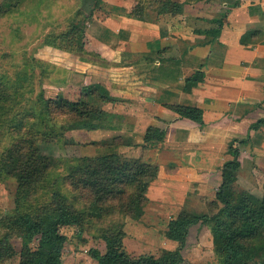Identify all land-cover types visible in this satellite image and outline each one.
Masks as SVG:
<instances>
[{
	"label": "rangeland",
	"instance_id": "rangeland-1",
	"mask_svg": "<svg viewBox=\"0 0 264 264\" xmlns=\"http://www.w3.org/2000/svg\"><path fill=\"white\" fill-rule=\"evenodd\" d=\"M102 1L97 6L94 0H0L2 8L0 11V163L6 148L13 141H19L21 146H29V150L22 151L23 161L26 164H30V159L33 157L34 167L42 166L48 159L57 165L47 172L42 173L41 169L38 176L41 178L46 175V179L32 190L27 189V186H21L12 175L0 172V238L7 235L5 242L0 246V251L6 252V257L0 260V264H16L22 243L17 228L9 224L7 219H11L15 212L21 211L33 216L41 214L43 208L52 201L50 198L52 191L81 210L85 217L84 241L77 245L73 242L65 245L62 264H96L90 257L88 249L94 247L104 250V243L98 238V233L100 228L110 224H114L118 229L123 224L121 228L124 232L123 243L130 254L145 253L159 258L178 245L165 236L166 225L171 218L181 210L195 214H211L217 211L209 209L207 205L208 201L215 197L214 183L205 181V178L214 180L213 174L210 175L212 172L207 176L204 175L206 177L198 173L199 170H196L195 174L183 172L178 163L182 160L186 166L199 165L203 161L213 164L218 147L215 152L214 149L208 148L209 145L173 143L171 139L174 136L172 137L169 127H167L168 135L163 141L141 142L145 130L140 125L142 123L137 127H130L128 113L132 109H127V112L122 109L127 99L123 98L121 93L119 96L109 94L117 99L114 102H102L94 96L86 98L90 104L103 110L101 121L103 128L64 129L73 124L66 122L69 115L57 113L55 121L47 122L52 135L48 139L40 140V135L48 129H43L39 120L30 122L25 130H20L16 125L19 118H26L34 111L40 110L44 113L46 102L42 99L55 93L60 92L65 98L76 100L82 95V87L91 83H100L106 89L110 87L118 93L121 92L118 88L124 83L137 78L133 76L135 71L146 70L151 74L163 75L173 74L178 70L169 63L158 64L155 67L151 60L145 61L144 53L155 56L152 52L132 51L126 43H116L112 47L96 46V54H92L79 50L78 43L80 44L82 39L79 38L78 31L76 39L69 37L66 40L56 39L57 34L70 28L75 22L90 33L102 23L105 14L121 11L118 5L125 4L124 0H107L109 4ZM115 5V9H112L111 7ZM202 40L203 38H200L196 42ZM231 109L235 110L223 113L216 121L225 124L227 130L234 125V120L240 119L239 115L247 116L249 120L237 125L234 131L238 135L231 134L221 141L220 146L226 149L225 154L228 157L220 164L232 158L227 151V145L233 138L246 139L245 144H239L238 141L233 143V146L239 149L241 161V166L236 172V186L260 198L264 194L262 154L264 144L253 146L250 143V136L246 133L247 130H252L250 129L252 123L264 118V107L256 106L249 109L242 106ZM109 119L114 120L118 128L108 127ZM54 122L56 126L53 125ZM60 123L63 127L61 132L57 130ZM259 129L264 130L261 126ZM55 133L62 134L55 136ZM119 136L121 143L116 148V152L120 157L137 158L158 166L157 175L147 188L148 200L139 219L124 217L119 213L99 217L89 211L86 204L78 198L76 192L70 191L65 182L60 183L68 167L76 165L79 158L101 154L105 151L102 140ZM23 138L30 140L25 143ZM33 146L38 153L31 149ZM193 149L195 150L191 151ZM27 159L29 161H26ZM178 169L182 170V176L181 173L178 174ZM53 180L57 182L58 187L51 190L49 186ZM182 252L191 264H223L222 253L217 249L212 234L205 224L190 229ZM249 264L260 263L253 260Z\"/></svg>",
	"mask_w": 264,
	"mask_h": 264
},
{
	"label": "trees",
	"instance_id": "trees-1",
	"mask_svg": "<svg viewBox=\"0 0 264 264\" xmlns=\"http://www.w3.org/2000/svg\"><path fill=\"white\" fill-rule=\"evenodd\" d=\"M101 1L94 0L97 6ZM189 1L134 0L128 14L136 18L143 17L148 11H153L156 15L178 14L182 13L184 4ZM236 5L237 3H232L227 6L224 10L226 13L222 17L210 19V22L215 26L202 31L210 37L208 42L217 40L228 12ZM1 9L0 7V11ZM249 11L250 13L256 12L251 10V6H249ZM91 13L89 12V14ZM77 31L79 38L82 39L80 44L78 43L79 50L96 54V46L110 47L95 38L86 28L79 27L77 22L57 34L56 39L66 40L67 37L76 39ZM263 38L262 29L250 28L241 34L239 42L242 45L256 44ZM152 54L155 56L151 55L149 60L155 61V67L158 64L166 63L174 67L179 66L180 55L175 46H161L152 51ZM201 66L184 78L182 85L184 92H190L194 86L203 81L204 72ZM140 72L143 73L138 70L136 75L139 76ZM138 79L140 80L141 76ZM140 82H144V80L141 79ZM81 91L82 95L76 100L67 99L60 92L44 97L42 100L46 102L44 105L46 111L42 113L38 110L26 118L21 117L16 121V125L20 130H25L30 122L39 120L43 129H48L47 122L55 121V114L65 113L69 115L68 118L66 117L67 120L65 118L66 122L73 125L70 127L68 125L64 129L103 128L101 123L104 115L103 110L90 104L86 98L94 96L102 102H114L117 99L109 95V90L100 83H91L82 87ZM165 106L181 118L194 121L199 126L204 124L203 111L197 106L181 103H168ZM62 120L60 121L62 122ZM113 121L108 120V127L115 128L116 126L118 128V125ZM53 125L56 126V123L54 122ZM260 126L264 128V118L257 119L250 125V129L257 130ZM108 127L106 126V128ZM57 130L60 132L63 130L61 123ZM45 131L43 135H40V140L48 139L52 135V130ZM56 134L61 136L62 133H55V136ZM165 136L164 128L150 125L146 127L141 136V142H161ZM22 140L28 143L30 138ZM120 141V136L102 140L105 151L94 157L79 158L76 165L68 167L65 177L60 179V183L65 182L70 191L76 192L78 198L86 204L89 211L99 217L105 214L119 213L124 217L139 219L148 200L147 188L150 181L156 177L158 166L137 158L120 157L116 152ZM235 141H238L239 144L247 143L246 139L233 138L227 145V151L232 158L222 164L220 168L221 180L219 185L214 188L215 197L207 204L209 209L217 211L211 214H195L188 210H181L167 222L165 236L178 244L175 249L166 251L159 258L145 253L132 255L124 247V232L121 229L123 224L119 229L114 224H110L100 228L98 233V238L104 243V250L101 251L94 247L88 249L92 260L96 264H191L183 255L182 247L190 229L205 224L212 234L217 249L222 253L223 264H249L253 260L264 264V194L259 198L246 189L236 186V172L241 166V161L238 147L233 146ZM26 149L29 150V146H21L19 141H13L3 153L0 172L12 175L21 186H27V189L32 190L46 179V175L39 178L40 170L42 169V173L47 172L51 167L57 165L48 159L42 166L34 167V158L31 156V163L26 164L22 157V151ZM31 149L38 153L36 147L33 146ZM49 187L51 190L58 187L57 182L53 180ZM50 193L52 201L43 208L44 210L42 209L41 214L33 216L21 211L15 212L11 219H7L9 224L17 228L22 239L16 264H62L65 245L70 242L77 245L84 241L85 217L83 212L61 199L56 192ZM6 238L7 235L0 238V246ZM5 257L6 252L0 251V260Z\"/></svg>",
	"mask_w": 264,
	"mask_h": 264
},
{
	"label": "crops",
	"instance_id": "crops-1",
	"mask_svg": "<svg viewBox=\"0 0 264 264\" xmlns=\"http://www.w3.org/2000/svg\"><path fill=\"white\" fill-rule=\"evenodd\" d=\"M124 1L125 4L118 5L121 11L105 14L102 23L90 33L110 47L122 42L132 48V51L138 52L148 53L161 46H175L180 55V63L173 74L156 75L139 70L143 71L139 76L144 82H140L141 79L136 75L138 71H135L133 76L136 79L124 83L118 88V91L121 90L118 93L109 87L110 94L119 96L121 93L127 99L122 109L125 112L132 109L128 113L130 127H137L139 123H142L140 125L144 130L150 125L158 126L166 130V136L171 128L173 143L209 145L208 148L215 152L218 147L213 164L203 161L194 167L186 166L182 160L178 163L183 172L195 174L199 170L198 173L202 176L212 172L210 175L213 174L214 180H204L214 183V192L221 180L220 163L228 157L226 149L220 146L221 141L231 134L238 135L234 131L237 125L249 120L247 116L239 115L240 119L234 120L230 131L225 128V124L216 122L217 119L223 113L235 110L231 108L246 106L253 109L257 103V107H264V38L256 44L242 45L239 42L241 34L247 29L260 28L264 32V0H190L184 4L182 13L156 15L155 12L148 11L140 18L128 14L134 0ZM232 3L237 5L228 12L217 40L208 42L210 37L202 31L214 27L215 24L210 19L222 17L226 13L225 8ZM116 5L111 8L115 9ZM249 6L256 12L250 13ZM200 38L203 40L196 42ZM144 55L145 61H148L151 55ZM152 62L155 64L154 60ZM200 66L204 72L203 81L190 92H184V78ZM110 70L115 72L111 68ZM168 103L201 108L203 126L179 117L165 106ZM247 131L253 146L264 144V130L258 128ZM262 154L264 156V152ZM181 169H178L180 176L183 173Z\"/></svg>",
	"mask_w": 264,
	"mask_h": 264
}]
</instances>
